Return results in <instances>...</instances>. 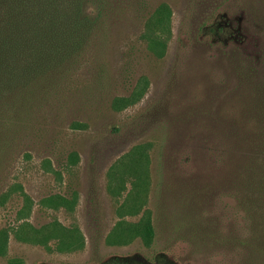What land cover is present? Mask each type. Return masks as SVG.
Listing matches in <instances>:
<instances>
[{
    "label": "rangeland",
    "instance_id": "rangeland-1",
    "mask_svg": "<svg viewBox=\"0 0 264 264\" xmlns=\"http://www.w3.org/2000/svg\"><path fill=\"white\" fill-rule=\"evenodd\" d=\"M93 2L0 105V264H264V0Z\"/></svg>",
    "mask_w": 264,
    "mask_h": 264
},
{
    "label": "trees",
    "instance_id": "trees-1",
    "mask_svg": "<svg viewBox=\"0 0 264 264\" xmlns=\"http://www.w3.org/2000/svg\"><path fill=\"white\" fill-rule=\"evenodd\" d=\"M91 1L99 6V0H0V105L23 98L25 73L65 68L95 21L84 15ZM258 105L264 120V100ZM256 128L264 136V121ZM259 145L264 154V138ZM256 160L264 178V155Z\"/></svg>",
    "mask_w": 264,
    "mask_h": 264
}]
</instances>
